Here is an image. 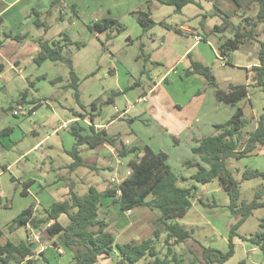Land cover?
Returning <instances> with one entry per match:
<instances>
[{"label": "rangeland", "instance_id": "374dc122", "mask_svg": "<svg viewBox=\"0 0 264 264\" xmlns=\"http://www.w3.org/2000/svg\"><path fill=\"white\" fill-rule=\"evenodd\" d=\"M53 1L22 0L13 4L4 15L3 23H0V32H27V39L38 35L50 38L49 40L59 39L60 32L67 33L73 42L66 43L64 53L72 58L73 68L80 78L82 103L76 101L74 88L68 85L70 65L67 62L46 60L38 65L27 57L25 66L19 69V62L14 66L8 65L10 61L6 54L9 44L4 50L6 54L0 52V63L4 62L6 65L0 73V227L4 231L0 237V245L8 239L16 243L28 239V231L35 257L41 259L40 254L44 253L52 264H66L71 260V252L65 247L60 236L49 235L46 225L41 229L22 227L11 232L9 224L32 203L35 204V213L43 214L45 203L51 202L50 196L57 200L65 198L71 186L81 194L92 185L101 189L104 186L116 188L127 176L126 172L131 169L129 160L136 157V153H130L121 158L115 149V157L111 154L107 158L108 163H112L115 169L105 170L101 160L92 155L95 149L83 144L79 146L80 154L87 159L85 167L78 175L73 174L74 170L71 171L69 166L56 168L73 161L69 151L75 144V137L68 126L73 122V112H83L86 119L81 121L89 125V113L97 112L93 110L97 106L101 114L95 116V122L106 125L109 133L117 131L112 135L118 147L121 148L126 139L129 140V143H125L127 147L142 146L144 143L154 146L160 144L163 150L169 152L168 163L174 171L179 176L189 177L195 169L186 167L184 161L194 158L195 154L191 147L193 142L187 138L186 132L191 130V135L213 134L211 126H199L209 121L210 115L206 112L194 115L192 108L197 109L204 105L208 111L213 108L214 98H211L210 94L212 87L208 86L206 81L203 82V76L186 74L187 65L199 58L213 68L223 87H227L230 81L251 83L253 72L247 69V66L260 63L259 41L264 37V25L258 22L256 2L250 3L246 0L240 7L234 0H196V3H188L177 12L175 5L153 0L142 6L147 9L150 5L153 19L157 22L150 31L144 32L132 13L120 15V20L125 25L124 30L119 31L114 27L113 30L96 33L88 28L92 21V13L87 7L88 0H76L79 17L74 15L72 10L73 0H65L70 5L68 8L62 2L56 5ZM96 1L100 8L104 0ZM11 2L14 0H0V10ZM33 8L41 20L49 25L48 31L35 24L37 14L32 12ZM62 10L68 12L64 15L65 19H62ZM97 14L95 18H103L101 13ZM247 19H251L250 22ZM227 21L231 24L225 26L224 31L215 30L199 43H196L193 33L177 32L168 28V25H187L195 28L196 32L204 37L207 29L225 25ZM253 23L256 25H251ZM240 25L247 28L254 26L255 38L230 51L229 58L227 57L230 62L227 59L226 63L219 54V37H233L235 26ZM62 43L65 41L62 40ZM192 46L194 47L191 49V55L182 59V55ZM149 54L151 58L148 57ZM173 66L176 72L170 73V81L162 82L154 92H149L150 86H154V81L161 78L167 68L173 69ZM58 77L63 80L51 82ZM27 79L34 81V84L30 86ZM127 88L129 89L124 91ZM26 89L27 101L35 98L43 102V105L32 113L29 112V108L33 106L32 102L18 103ZM144 90L148 93L146 99L139 100ZM176 104L183 106L182 111L175 107ZM19 105L22 106L21 109H18ZM238 105L244 107L245 117L248 119L245 131L254 130L264 110L263 89L251 84L249 97L241 100ZM10 106L13 108L10 109ZM234 108L230 104H222L217 111V118L222 122L227 121ZM15 110L18 112L15 113ZM117 116H123V119L109 125L108 120ZM172 132L181 139L179 145L174 143ZM102 147L97 148V153L103 152ZM110 149L109 147L107 151ZM116 157L121 158L123 164H118ZM227 166L238 180H241V173L246 168L264 170V145L256 150L255 154L243 158H229ZM61 171L64 176H61L62 179L60 178L57 184L41 188L46 180H53ZM110 174L112 175L105 177ZM12 176L16 179H11ZM111 177L116 181H111ZM27 178L36 179V183L31 187L30 194L23 195L24 181ZM71 180L77 182L72 183ZM263 183L264 179L260 177L242 181V198L251 200ZM179 184L188 186L193 184V181L179 180ZM195 184L199 187L196 199L194 198L193 205L185 217L179 219L181 224L194 229L192 238L183 243L174 245L173 240L165 242L167 231L163 224L159 226L161 235L155 236V228L158 225L155 219L161 214L158 208L140 206L124 214L114 206L116 203L109 202L101 207L100 216L110 223L109 228L117 242H140L144 238L155 237V244L161 256H164L167 248L171 246L185 263H192L195 257H202L203 247L213 246L226 251L230 229L240 218V215L234 214L225 204L228 199L226 191L212 192L220 186L218 180L209 184ZM64 217L62 221L68 223V218ZM263 217L264 208L256 210L238 229L239 234L249 236L258 231ZM234 242V255L220 264H240L244 260L247 264H264V252L257 246L239 236L234 237ZM119 259L117 254L113 257L105 255L95 264H113ZM150 260L151 257L147 256L136 263L125 264H146ZM0 264L3 263L0 261Z\"/></svg>", "mask_w": 264, "mask_h": 264}, {"label": "trees", "instance_id": "16d2710c", "mask_svg": "<svg viewBox=\"0 0 264 264\" xmlns=\"http://www.w3.org/2000/svg\"><path fill=\"white\" fill-rule=\"evenodd\" d=\"M152 1H146L143 6ZM154 1L175 5L177 12H180L188 3H196V0ZM234 1L241 7L246 0ZM247 1L258 4V22L264 25V0ZM55 3L56 1L54 0L53 4ZM133 13L144 32L149 31L156 24L152 17L150 5H148L147 9L140 7ZM0 20H2V17H0ZM247 20L250 22L251 19ZM229 21L225 25H216L215 28L210 29V32L206 31L203 38H207L215 30L224 31V27L231 24ZM35 24L39 27H44L45 31L49 29V25L46 21L41 20L39 14H37ZM251 25H256V23ZM114 27H117L119 31L125 29V25L113 17L97 18L88 24L89 30L96 33L108 29L113 30ZM235 27L233 37L228 38L223 35L219 37L218 49L223 60L227 57L229 58L230 51L255 38L254 26L251 28H247L244 25ZM171 28L177 32H182L178 27ZM2 34L4 37H2ZM60 35L61 37L56 40H49L43 36L38 39L39 51L34 57V62L38 65H41L46 60L67 62L70 65L68 85L74 88L76 101L81 104L80 78L73 68L72 58L64 53L66 43L73 41L67 33ZM28 37L29 34L27 32H0V48L4 45L7 38L21 41ZM62 40L65 43H62ZM259 43L258 55L260 63L252 65L249 69L253 72L251 83L230 82L227 87H223L217 80L210 65L193 60L190 67L187 68L186 74L204 76L207 85L216 88L217 98L235 107V112L230 119L215 125L213 134L196 140V144L192 147V152L198 159L192 158L184 161L186 167L195 169L189 177L179 176L174 171L168 163V154L164 151L155 152L148 145H145L142 151L135 146L127 148L126 145H123L121 148H116L121 158L126 157L130 153H136V157L128 162L131 173L116 188L110 187L100 191L96 186L92 185L86 193L81 194L71 186L67 199L55 201L48 207H44L43 214L35 213L34 203L23 209L9 224V230L13 232L22 227L41 229L42 226L46 225L49 235L52 237L60 236L65 247L71 252V260L66 264H95L101 256L113 257L116 254L120 259L113 264L136 263L147 256L151 257V260L146 264H220L226 262L234 255L235 236H239L264 252V217L260 221V229L255 233L244 236L238 232V229L250 215L256 210L264 208V183L255 191L251 200H246L241 196V182L258 177L264 179V171L246 168L241 173V180H238L227 166L229 158H242L251 155L260 146L264 145V110L258 119L256 128L252 131H245L248 119L245 117L244 107L238 105L241 100L249 97V86L251 84L260 86L264 91V37ZM3 67L4 64L0 63V72L3 71ZM62 80V77H58L51 80V82L56 83ZM27 81L30 86L34 84V81L30 79H27ZM27 95L28 89L24 91L18 103L32 102L33 106L29 108L30 113L43 105L41 100L35 98L27 101ZM11 108L13 107L10 106ZM94 109H97V113L92 111L89 113L91 120L96 115L101 114V110L97 106ZM73 115L77 119L70 125V132L75 137V144L69 151L73 157V161L69 164L71 171L80 165H84L85 162L80 154L79 146L88 144L94 147L102 143L115 145L116 142L115 137L107 135L104 129L98 130L93 123L89 125L82 123L81 119H86V115L83 112H73ZM140 152H142L141 155ZM11 179L15 180L16 178L12 176ZM179 180H192L193 184L188 186L180 185ZM215 180H218L220 187L224 188L229 195L230 203L228 207L234 214L240 215V218L230 229L228 249L226 251L213 246L203 247L202 257H195L192 263H185L171 246L167 248V253L161 256L155 244V237H147L140 242H117L115 235L109 229L110 223L100 216V210L103 206L102 197H111L112 201L119 205L121 211H130L140 206H148L152 209L158 208L161 211V215L156 221L158 225L155 229V236H160L159 226L163 224L167 231L165 242L169 243V241L173 240L174 245H177L192 238L194 229L187 228L179 222V219L185 217L193 205V200L198 192V186L195 183L208 184ZM32 182L33 179L24 181L23 195L29 194L28 188ZM63 214H66L69 219L66 224H63L60 220ZM3 234L4 231L0 227V237ZM27 238L22 239L18 243L8 239L1 244L0 261L3 264H52L44 253L40 254L41 259L35 257L36 253L31 243L32 241L29 240L30 232L28 231ZM55 244H57L56 241ZM23 261L25 263H22ZM240 264L247 263L244 260Z\"/></svg>", "mask_w": 264, "mask_h": 264}, {"label": "crops", "instance_id": "0c3cea01", "mask_svg": "<svg viewBox=\"0 0 264 264\" xmlns=\"http://www.w3.org/2000/svg\"><path fill=\"white\" fill-rule=\"evenodd\" d=\"M20 1H22V0H14V2H11V3H9V4H7V6H5L4 8H1V10H0V17H2V20H0V23H3V21L5 20L4 19V15L7 13V11H9V9H10V7L13 5V4H15V3H18V2H20ZM56 1V5L57 4H59V3H64V6L65 7H70V5L69 4H67L68 2L67 1H65V0H55ZM74 2L72 3V5H71V7H72V10L74 11V15H76V16H78L79 17V14L77 13V12H75V11H77V9H76V4H77V2H76V0H73ZM146 1H149V0H104V2L101 4V6H100V8L98 7V2L96 1V0H88V5H87V7L90 9V11H91V15H90V17L92 18V21L93 20H95V19H97V18H95V16L96 15H98L97 13H101V17H113V18H116V19H118L119 21H121L120 19H121V17H120V15H128V14H132L135 10H137V9H139L140 7H142L143 5H144V3H146ZM54 2V1H53ZM33 11H35V13H38L34 8H33V10H32V12ZM117 11V12H116ZM118 11H120V12H118ZM119 13V14H118ZM62 19L64 18V15H66V14H68V12H67V10H62ZM152 17H153V12H152ZM65 19V18H64ZM91 21V22H92ZM90 22V23H91ZM156 24H157V22H156ZM155 24V25H156ZM154 25V26H155ZM154 26L152 27V28H154ZM171 27H173L172 25H168V28L169 29H172ZM175 27H178L179 29H181V31L182 32H184V31H186V32H190L191 34H192V32H196V30H195V28H192V27H190V26H187V25H177V26H175ZM151 28V29H152ZM150 29V30H151ZM211 29V28H210ZM149 30V31H150ZM5 32V31H4ZM6 32H9V31H6ZM61 33H63V32H60V34ZM197 33V32H196ZM40 37H42V36H32V38H30V39H24V40H21V41H17V40H14V39H12V38H7V39H5V42H4V45L0 48V52H2V53H4L5 51V49L7 48V45L9 44V49H8V54H6V52H5V54L6 55H8V59H9V61H10V64H8V65H10V66H14L17 62H19V64H20V68L19 69H21L23 66H25V59L27 58V57H30L31 59H33V61H34V57L38 54V51H39V47H38V39L40 38ZM48 39H50V38H48ZM204 38H202V40H203ZM54 40H56V39H54ZM202 40H200V41H202ZM196 41V40H195ZM200 41H196V43H199ZM210 42V41H209ZM193 47L194 46H192V47H190L188 50H186V52L182 55V59L183 58H185V57H189V53H190V55H191V49H193ZM144 54V53H143ZM148 57H150V54H149V56ZM151 58V57H150ZM224 60H226L227 61V58L226 59H224ZM195 61H201V60H199V58H198V60H195ZM201 62H203V61H201ZM228 62H230V59H229V61ZM2 64H4V62H1ZM204 64H206L205 62H203ZM190 65H191V63H188V65H187V68H189L190 67ZM252 66V64H249L247 67V69H250V67ZM6 68V65L4 64V67H3V70ZM16 68V67H15ZM173 69H170V68H167V71L164 73V75L161 77V78H159L158 80H155L154 81V86H150V90H149V92H154L155 90H156V88H158L159 87V85L162 83V82H169L170 81V79H169V76H170V73L171 72H176V69H174V66L172 67ZM112 70H114V68L112 69ZM21 71V70H20ZM1 73V72H0ZM191 75H195V74H191ZM200 75V74H199ZM202 76V75H201ZM204 77V76H203ZM217 77V76H216ZM205 78V77H204ZM217 80L221 83V81L217 78ZM228 80V79H227ZM206 81V78L204 79V81L203 82H205ZM231 82V81H230ZM233 83V82H232ZM241 83V82H240ZM210 87H212V86H210ZM147 91L146 90H144L143 92H142V96L139 98V100H142V99H146V96H147ZM211 98L213 97L214 99L212 100V106H213V108H211V109H209L208 111H206L205 110V108H206V106H204V105H202V106H200V107H198L197 109H195L194 107L192 108V112H193V114L194 115H197V114H200V113H204V112H206V114H209L210 115V117H211V119L209 120V121H207V122H205V123H203V124H201V125H199L201 128H203V125H208V126H211L212 128H213V133L215 132V125L216 124H218V123H223L221 120H219L220 118H217V111H219V109L222 107V104H229V103H226L225 101H223V100H219L218 98H217V95H216V88L215 87H212V91H211ZM175 107L176 108H178L179 109V111H182V108H183V106L181 105V104H176L175 105ZM235 109V108H234ZM94 111L96 110L97 111V109H93ZM93 112V111H92ZM125 112H126V109H125ZM235 112V110L232 112V115H233V113ZM95 113H97V112H95ZM75 119H77V118H73L72 120L74 121ZM120 119H123V116H117L116 118H111V119H109L108 120V123H109V125H111V124H113L116 120H120ZM91 123H93L94 124V126L98 129V130H101V129H104L105 131H106V134L107 135H112L113 133H116L117 131H114V132H112V133H109L108 131H107V126L106 125H104V124H102V123H98V122H95V117L91 120ZM90 123V124H91ZM258 123V122H257ZM69 127H70V125H68ZM200 129V128H199ZM187 133V138L189 139V140H191L192 142H193V145L191 146V147H193L195 144H196V140L197 139H199L200 137H203V136H206V135H200V133L199 134H194V135H191V130H189V131H187L186 132ZM171 136H172V138H173V140H174V143L176 144V145H179L180 144V142H181V139L179 138V136H176L173 132L171 133ZM127 140L128 139H126L125 141H124V145H125V143H129V140H128V142H127ZM110 143H102V144H99V145H97V146H94L93 148L95 149V153H93L92 155H94L98 160H101V162H102V164H104L103 166H105L104 168H106L105 170H107V169H110V171H112L113 169H115L114 168V166L112 165V163L111 164H109L108 163V161H107V158L112 154L113 155V157H115V149L118 147L117 145H116V142H115V145H112V144H110ZM157 144H159L158 142H157ZM145 145H148V146H150L155 152H159V151H164V152H166L167 154H168V159L170 158V154H169V152H167V151H165V150H163L162 148H161V146H160V144H159V146H154L153 144H150V143H144V144H142V146H136V145H133L132 147H139V149L142 151V149H143V147L145 146ZM99 146H103L102 147V149H103V152H101V153H97V148L99 147ZM263 146V145H262ZM109 147L111 148L110 149V151H107L108 149H109ZM127 147V146H126ZM261 147V146H260ZM260 147H259V149H260ZM127 148H131V147H127ZM259 149H257V150H259ZM117 150V149H116ZM70 154V153H69ZM253 154H255V152L253 153ZM252 155V154H251ZM195 156L196 155H194V158H195ZM117 158V163L118 164H123V160H121V158H119V157H116ZM243 158V157H242ZM87 159V158H86ZM86 159H84V161L86 162ZM195 159H198L197 157L195 158ZM85 162H84V165H80V166H78V167H76L75 168V170L72 172L73 174H77L78 175V173H79V171L83 168V167H85ZM64 166H66V167H68L69 166V164L67 163V164H64V165H61V166H59V167H56V168H64ZM111 166H113L112 168H111ZM108 167H110V168H108ZM66 169H68V168H66ZM262 171H264V170H262ZM76 172V173H75ZM120 172H122V170H120ZM61 173H62V171H61ZM56 174V177L53 179V180H51V181H49V182H47V180L45 181V183H44V185H41L42 187L41 188H43V189H45V187H47L48 185H51V184H57L62 178H61V176H64V174L62 173V174ZM113 173V172H112ZM112 174H110V175H105V177H108V176H111ZM92 178H94V176H92V175H90ZM61 178V179H60ZM112 178L113 177H111L110 179H111V181H112ZM28 179H33V178H27L26 180H28ZM97 183L99 182V180H95ZM71 182L72 183H75V182H77L76 180L75 181H72L71 180ZM36 183V179H33V182H32V184L29 186V188H28V193L30 194L31 192H30V189H31V187L34 185ZM209 184V183H208ZM70 186V185H69ZM97 187V186H96ZM89 188V187H88ZM100 191H104V190H106L107 188H110V187H106V186H104L102 189L101 188H99V187H97ZM111 188H113V187H111ZM199 188V187H198ZM76 191H78L76 188H74ZM224 191L225 192V189L224 188H222V187H218V188H215L214 190H212V192L213 191ZM87 191H88V189H87ZM86 191V192H87ZM79 192V191H78ZM85 192V193H86ZM68 193H69V190H68V192L65 194V198H59V200H57V199H53V196H50L52 199H51V202H46L45 204H46V206H44V207H48L51 203H53V202H55V201H62V200H65V199H67V197H68ZM82 194H84V193H82ZM228 194V193H227ZM48 198H49V196H48ZM196 199V198H195ZM197 200H200V199H197ZM42 200H40V202H41ZM102 201H103V205L105 204V203H112L113 201H112V198L110 197V198H107V197H102ZM40 202H39V204H40ZM230 203V198H229V195H228V199L227 200H225V204L226 205H228ZM42 204H43V201H42ZM114 206H116V208L118 209V211L120 212V213H127V212H132L133 210H135V208L133 209V210H130V211H121L120 210V207H119V205L118 204H114ZM137 208V207H136ZM160 215L161 214H159L158 215V217L155 219L156 221L158 220V218L160 217ZM63 216H65L66 217V219L68 218V216L66 215V214H63V215H61V217H60V220H61V222L63 223V224H66V223H64L63 221H62V218H63ZM64 217V218H65ZM68 221H69V219H68ZM186 226V225H185ZM187 227V226H186ZM157 228V227H156ZM155 228V229H156ZM188 228V227H187ZM20 229V228H19ZM110 229V228H109ZM159 232H160V235H161V230L159 229ZM13 241V240H12ZM132 241H135V240H132ZM172 241V240H171ZM59 249V248H58Z\"/></svg>", "mask_w": 264, "mask_h": 264}, {"label": "built area", "instance_id": "2783aa9c", "mask_svg": "<svg viewBox=\"0 0 264 264\" xmlns=\"http://www.w3.org/2000/svg\"><path fill=\"white\" fill-rule=\"evenodd\" d=\"M192 33H193L194 38H195L196 41H200V40H202L203 37H202L200 34H198V33H196V32H192ZM21 108H22V106L19 105V106H18V109H21ZM14 112L17 113L18 111L15 110ZM127 142H128V140H127ZM126 173H127V175H129V174L131 173V169H129ZM112 181L115 182L116 179L113 177V178H112ZM22 263H25V261H23Z\"/></svg>", "mask_w": 264, "mask_h": 264}, {"label": "water", "instance_id": "95a60500", "mask_svg": "<svg viewBox=\"0 0 264 264\" xmlns=\"http://www.w3.org/2000/svg\"><path fill=\"white\" fill-rule=\"evenodd\" d=\"M207 32H210V30L209 29H207ZM227 84V83H226Z\"/></svg>", "mask_w": 264, "mask_h": 264}]
</instances>
